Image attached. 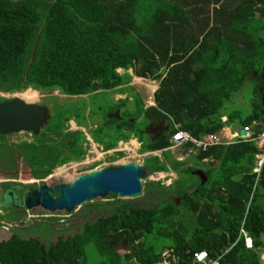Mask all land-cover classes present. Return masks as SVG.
<instances>
[{
	"label": "trees",
	"instance_id": "obj_1",
	"mask_svg": "<svg viewBox=\"0 0 264 264\" xmlns=\"http://www.w3.org/2000/svg\"><path fill=\"white\" fill-rule=\"evenodd\" d=\"M130 71L160 82L157 106L145 110L141 101L146 123L168 121L172 126L155 143L141 137L144 154L171 149L178 131L202 139L232 126L238 115L224 122L223 108L249 81L256 84L257 98L240 127L257 123L252 129L258 137L264 132V0H0V94L33 90L57 100L54 93L60 92L71 100L119 91L131 83ZM125 129L133 131L129 123ZM73 133L52 115L34 137L38 146L18 147L32 179L45 180L73 161L56 148V138ZM60 145L72 150L76 143ZM24 148L30 155L24 156ZM259 153L254 142L244 140L199 152L197 160L219 164L205 172L208 181L198 188L180 185L171 192L161 182L147 183L146 196L151 190L167 195L149 209L111 195L114 201L106 206L115 209L114 215L87 223L82 232L54 245L18 235L0 241V264H90L89 247L97 264H195V255L203 251L213 260L222 257V264H263L264 242L253 235H264V168L258 183L255 174ZM85 155L83 151L76 159ZM150 162L146 167L152 175L165 172L158 158ZM193 173L190 168L183 175ZM2 220L0 215V230ZM245 220L254 250L239 241ZM154 238L169 245L159 251ZM120 243L128 244L124 255L113 247Z\"/></svg>",
	"mask_w": 264,
	"mask_h": 264
},
{
	"label": "rangeland",
	"instance_id": "obj_2",
	"mask_svg": "<svg viewBox=\"0 0 264 264\" xmlns=\"http://www.w3.org/2000/svg\"><path fill=\"white\" fill-rule=\"evenodd\" d=\"M133 84L135 85L136 89L127 88V90L129 89L130 93H133L131 95L133 97V102H131L130 100L117 101L116 94H124L127 92V90L100 92L98 94H93L84 98L79 97L78 99L71 100L63 96V94L60 92L54 93L56 98H58L57 100H50L48 98V96H50L49 93L33 92L31 90L22 94H0V96H4L5 98H8V100L23 97L28 101L34 102V104L48 106L51 110H53L51 116H59L64 120L69 128H71L69 125V123L71 122V132H76L73 133L71 137L68 136L62 139H58L57 146L55 145L59 150L61 156L70 159V161L73 160V164L70 162L66 166L57 168L54 174L48 179L44 181H37V183L34 184L35 188L66 184L72 181L76 176L92 171L93 168H95V166L97 165H99V168H107L110 167L109 164L111 163V161H118L122 157L124 158V155H115L106 161H100L98 160L99 156H95L89 158V165L75 164L83 151L85 153L88 152V149L85 148V145L89 146L91 144L88 138L89 136L86 132H80L79 134H77L79 130L76 127V123L79 127H85L88 130L92 129V131L87 130L89 135L91 134L93 136L94 141L103 143L107 149H111L117 146L119 140H123V142L125 143L133 137H138L139 140L142 137L144 142L150 143V137L146 132L148 129V123H146V119L144 115H141L142 112L140 111H142V102L145 103L147 97H149L148 92L153 98V89L156 90V88L160 85V82L150 80H135ZM149 86H154L156 88H151ZM255 87L256 84L254 82H247L241 92L235 94L233 99L230 102H227L223 108L222 114L227 118L232 114L238 115V121L231 126L234 130L238 131L241 128L240 122L253 113V101L257 98L255 94ZM118 112H121V120L112 119V117L115 116ZM55 119L56 118H54V120ZM128 123L129 126L132 125L133 129L131 130H133V137L131 135V132L126 134L127 129L122 130L123 127ZM9 140L11 143V147L0 145V182L5 180H16L23 182L31 181L32 178L29 176V162H27L26 158L24 159L20 156L19 148L17 146L18 144H21L23 142H33V138L28 134L22 133L10 138ZM0 141L6 142L4 138H0ZM73 142H75L76 145L72 150L63 148V146L60 145H69ZM52 148H54L53 144H50V149ZM28 151V148H24V150H22L24 156H26V153L27 155H30ZM75 151L77 152L75 153ZM54 152H56V149ZM143 157L144 155H141V157H132L131 155H129L120 160L117 164L119 165L128 162H135L139 164L141 161H143ZM190 158L192 159L188 161L187 165L194 168V173L190 176L181 175V180L177 184V187L182 185L180 189H186L188 187H193L195 189L198 188L202 183V179L200 178V176H198V174H195L203 170L208 171L209 169H212L210 164L199 161L192 156H190ZM172 159H175V156ZM96 161L100 162L95 163ZM149 163L151 162L149 161ZM152 164L155 165V163ZM173 167L174 171L178 173L180 167L178 166L177 162L173 164ZM42 168L43 167H41V170H43ZM164 169L166 171H169L168 166L164 167ZM9 171L14 172V174L9 175ZM38 171H40V169ZM213 171L215 172L213 173L212 177H214L215 179L217 176V170ZM155 174L158 173H153L154 176ZM177 178L179 177L177 176ZM167 180L161 182H167ZM151 182L153 181L150 175V177L146 181H144V195L141 198L132 201L131 206L141 209H149L157 206V204L161 202V200L165 197L167 198V195H161L156 190H151L150 194L146 196V189H148L147 183ZM5 188H12V186L6 185ZM26 189L30 190V188ZM174 191L175 189L173 188L171 192ZM110 198L111 197L109 196L107 199H96L82 207H78L72 214H69L67 212L53 213L42 208H34L33 210L29 211L14 210L12 208L3 210L0 212V215L3 217V227L0 230V241H7L14 235H18L26 240H29L31 238H38L46 246L54 245L61 237L67 238L82 232L85 224L95 223L101 218L114 215L116 213L115 209L113 207H108V205L106 206V204H109V201H114ZM175 200L179 202V205H182V201L179 198H175ZM154 245L160 251L164 247L168 246L169 242L166 239L154 238ZM113 247L122 255H124L127 250H129L128 244L126 243L113 245ZM88 249L90 254V264H97L98 258L96 256L94 248L89 247ZM166 255L169 256V253H166ZM164 264H170V262L167 260V262H165Z\"/></svg>",
	"mask_w": 264,
	"mask_h": 264
},
{
	"label": "water",
	"instance_id": "obj_3",
	"mask_svg": "<svg viewBox=\"0 0 264 264\" xmlns=\"http://www.w3.org/2000/svg\"><path fill=\"white\" fill-rule=\"evenodd\" d=\"M260 92L264 107V89H260ZM112 119L121 120V112ZM49 120L50 111L47 108L28 103L19 97L10 99L0 104V137L20 133L40 136ZM146 132L149 136L148 129ZM240 136L246 138L248 132L241 130ZM200 176L207 181L204 175ZM149 177L150 173L146 166L133 162L97 168L76 176L66 184L31 190L24 199L25 207L28 210L42 208L53 213L72 214L78 207L96 199H107L111 195L124 200H136L144 195V181ZM253 235L256 238L261 236L260 233Z\"/></svg>",
	"mask_w": 264,
	"mask_h": 264
},
{
	"label": "crops",
	"instance_id": "obj_4",
	"mask_svg": "<svg viewBox=\"0 0 264 264\" xmlns=\"http://www.w3.org/2000/svg\"><path fill=\"white\" fill-rule=\"evenodd\" d=\"M120 72H123V73H120L122 75H124L126 73L124 70H121ZM129 74L131 76H133V72L132 71H130ZM135 80L145 81V79H139V78L133 76L131 83L129 85L125 86V87L119 88V90H127V88H129V89L135 88V85L133 84V82ZM149 87L156 88L154 86H149ZM159 88H160V85L156 88V90L153 89V98L150 95V93L148 92V96L149 97H147L146 102H145V110H148L149 108L157 106L156 102H155V93L159 90ZM129 89L124 94H122V93L121 94H116L117 101H120V100H123V101L128 100L129 101L130 100L131 102H133V97L131 96L133 93H130ZM109 92H111V91H109ZM226 119L228 120L227 117L223 118V121L227 122ZM159 123L160 122H157V121L156 122L155 121L148 122V130L151 129V127L153 125L159 124ZM163 124H165V126H170V129L167 130V132H168L167 135H169V133L171 132V128H172L171 124L168 121H161V124L159 126H162ZM159 128H161V127H159ZM77 129L79 130L77 133H79V132L85 133L86 132L88 134V136H89L88 138H89L91 144L89 146L85 145V148L88 149V153L95 154L96 157L99 156L98 160H100V161H103V160L106 161V160L110 159L112 156H115V155H124V158L126 156H129V155H131L132 157H138V156L141 157V155H144L143 161H141L139 163V165L147 166L148 161H151L153 158H158L159 161L161 162V164H163V166H165V167L168 166L169 171L165 170V172L155 174V176L150 173V175H152V181L153 182H161V181H165V180L168 179L169 181L167 180V182H161V183L165 187L170 188V189L177 187V183L181 180V175H183L185 170H188L190 168L194 169L193 167H190V166L187 165L188 161L190 159H192V158H190V156H192V157L197 159V157H195L197 155L190 154V149L191 148L188 149L187 148L188 145L187 146H173L171 149H167L165 151H160V152H156V153H149L148 152V153L144 154V153H142L143 144L140 142L138 137H133L134 134L132 133V131H129V130L126 131V134L131 132V135L133 137L132 139H129V141H127L125 143L123 142V140H119L117 146H115V147H113L111 149L110 148L107 149L106 146L103 143H99V142L94 141L93 136L91 134H90L91 136L89 135L88 131H92V129L88 130L85 127H79V126H77ZM241 130H242V128H240L237 131V130H234L231 126H227L220 133V135L223 138H225L226 141H230V140L236 138V136L238 134H240ZM158 131H159L158 128H156L157 134H159ZM164 134H162V135L159 134L160 138L157 137V139L156 138L155 139H150V141L154 140L155 142H157L158 140H160L163 137H165ZM155 142H153V143H155ZM174 156H175V159H172ZM124 158L122 157L120 160H122ZM120 160L111 161L109 166L118 165L117 163ZM100 161H96V162H100ZM175 162H177L178 166L180 167L178 173L176 171H174L173 164ZM202 162H204L206 164H210L211 168H213V169H217L218 164H219L217 161H213V159H204ZM133 163H135V162H133ZM135 164H137V163H135ZM256 164H257V157H256ZM205 172L206 171L203 170V171H201L199 173H196L195 175L198 174V176H200V174H202L207 179V177H206L207 175H205ZM177 176L179 178H177ZM200 178L202 179V184H205L208 181V179H207V181H205V179L202 178L201 176H200ZM240 179H241V177H237L236 178V180H240ZM260 238L264 242V235L261 234ZM262 262L264 264V253L262 254Z\"/></svg>",
	"mask_w": 264,
	"mask_h": 264
},
{
	"label": "built area",
	"instance_id": "obj_5",
	"mask_svg": "<svg viewBox=\"0 0 264 264\" xmlns=\"http://www.w3.org/2000/svg\"><path fill=\"white\" fill-rule=\"evenodd\" d=\"M257 125L258 124L255 123L252 127L245 128V130L248 132V138H243L240 136V134H238L236 138L230 141H226V139L223 138L220 134L207 135L202 139H197L187 132L178 131L176 134H174L172 138V144L176 146L192 145L193 147L190 149V154L196 155L199 152H207L208 150H210V148L219 147L223 145L230 146L233 144L241 143V140H244V141L250 140L256 144L257 148L260 151V153L257 156V164H256V169H255V174L258 175V180H257V183H258L260 180L261 174H262V170L264 168V132L260 134L258 137L254 138V134L252 133V130H253L252 128ZM245 224H246V220L242 224L239 241L240 240L244 241L245 246L248 250H254L255 249V239L246 230ZM237 243H235L234 246H236ZM166 258H168L167 255H166ZM221 259L222 257H220L217 260H213L211 259L208 252L203 251L195 255L194 263L195 264H222Z\"/></svg>",
	"mask_w": 264,
	"mask_h": 264
},
{
	"label": "flooded vegetation",
	"instance_id": "obj_6",
	"mask_svg": "<svg viewBox=\"0 0 264 264\" xmlns=\"http://www.w3.org/2000/svg\"><path fill=\"white\" fill-rule=\"evenodd\" d=\"M55 96V95H54ZM64 96V95H63ZM56 97V96H55ZM66 97V96H65ZM49 98V97H48ZM79 97H76V98H73V99H78ZM80 98H84V97H80ZM0 99H5L4 102L8 101V98H5L4 96H0ZM70 99V98H68ZM10 100V99H9ZM70 101V100H69ZM4 102H0L1 103H4ZM41 107H44V108H47L49 111H50V119H51V114H52V110L48 107V106H44V105H40ZM76 123V122H75ZM161 124V122L159 124H155L151 127V129L148 130L149 132V137L150 139H157V137L160 138L159 134H164V136L166 137L167 135V130L170 129V126H165V124H163L162 126H159ZM70 127L69 128V132H71L72 130V125H71V122L69 123ZM78 126V124L76 123V127ZM161 127V128H159ZM156 128H158V132L159 134H157L156 132ZM76 133V132H74ZM22 134V133H20ZM20 134H15V135H9V136H6V142L5 141H0V145H5V146H8V147H11V143H10V138L12 137H15L16 135H20ZM24 134H28V133H24ZM156 134V135H155ZM29 136H31L33 138V142H23L21 144H18L17 147L21 146V145H24V144H30V145H37L38 146V143L36 142V140L34 139L35 135L33 134H28ZM164 138V137H163ZM57 140L59 138H56ZM5 143V144H4ZM41 151V150H40ZM87 155H85L84 159L82 160H78L75 164H81V165H89L90 162L88 161L89 158L91 157H95L96 155L95 154H90V153H86ZM20 156L22 158H24L22 155H21V152H20ZM25 159V158H24ZM28 162V161H27ZM26 162V163H27ZM73 162V161H72ZM71 162V163H72ZM95 163H98V162H95ZM73 164V163H72ZM66 166V165H65ZM61 168V167H60ZM97 168H99V165L97 166ZM95 168V169H97ZM93 169V170H95ZM55 172V170H54ZM53 172V174H54ZM14 174V172L12 171H9V175H12ZM52 174V175H53ZM51 175V176H52ZM48 179V178H47ZM46 180V179H45ZM36 181V182H35ZM37 181H40L38 179H32L31 181L27 182V181H11V180H5V181H1L0 182V212L3 211V210H8L9 208H12L14 210H28L26 207H25V197L26 195L31 191V190H36V189H41V188H35L34 187V184L37 183ZM41 181H44V180H41ZM18 183V184H17ZM21 183H24V184H21ZM6 185H10L12 186V188H5ZM26 188H30V190L26 189ZM29 211V210H28ZM2 225H3V222H2Z\"/></svg>",
	"mask_w": 264,
	"mask_h": 264
},
{
	"label": "clouds",
	"instance_id": "obj_7",
	"mask_svg": "<svg viewBox=\"0 0 264 264\" xmlns=\"http://www.w3.org/2000/svg\"><path fill=\"white\" fill-rule=\"evenodd\" d=\"M242 130H245V129H242ZM252 133L254 134V132H253V130H252ZM220 134V133H219ZM246 138H248V136L246 137ZM248 141H250V140H245V142H248ZM172 142V141H171ZM173 146H174V144H173ZM176 146V145H175ZM196 155H198V154H196ZM258 156V155H257ZM256 156V157H257ZM256 169V168H255ZM150 173V172H149ZM151 177H152V175H151Z\"/></svg>",
	"mask_w": 264,
	"mask_h": 264
},
{
	"label": "bare ground",
	"instance_id": "obj_8",
	"mask_svg": "<svg viewBox=\"0 0 264 264\" xmlns=\"http://www.w3.org/2000/svg\"><path fill=\"white\" fill-rule=\"evenodd\" d=\"M32 93H33V92H32ZM35 95H36V94H35ZM30 96H31V95H30ZM26 97H27V96H26ZM22 99L25 100V101L28 102V103H34V102H31V101L26 100V99L23 98V97H22Z\"/></svg>",
	"mask_w": 264,
	"mask_h": 264
}]
</instances>
